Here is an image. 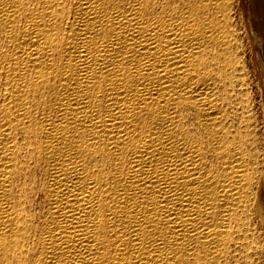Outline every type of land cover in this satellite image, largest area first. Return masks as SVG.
<instances>
[{
	"label": "bare ground",
	"instance_id": "6f19581e",
	"mask_svg": "<svg viewBox=\"0 0 264 264\" xmlns=\"http://www.w3.org/2000/svg\"><path fill=\"white\" fill-rule=\"evenodd\" d=\"M0 264H264V0H0Z\"/></svg>",
	"mask_w": 264,
	"mask_h": 264
},
{
	"label": "rangeland",
	"instance_id": "374dc122",
	"mask_svg": "<svg viewBox=\"0 0 264 264\" xmlns=\"http://www.w3.org/2000/svg\"><path fill=\"white\" fill-rule=\"evenodd\" d=\"M242 1V4H246V0H241ZM254 56H255V54H254ZM256 57V56H255ZM248 62H249V60H248ZM248 76H249V78H251V80H252V83H253V86H254V88H256L255 90H257L256 91V94H257V99L259 100V98L260 97H258V95L260 96V94H259V90H258V86L260 87V76H259V73H258V68H257V66L256 65H254V64H252V63H248ZM257 116L260 118L261 117V114H260V112L257 114Z\"/></svg>",
	"mask_w": 264,
	"mask_h": 264
}]
</instances>
